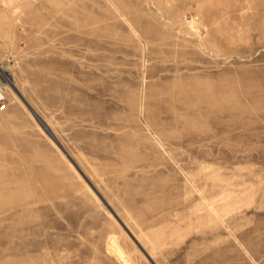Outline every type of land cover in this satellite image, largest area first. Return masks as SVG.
I'll return each mask as SVG.
<instances>
[{
	"label": "rangeland",
	"instance_id": "1",
	"mask_svg": "<svg viewBox=\"0 0 264 264\" xmlns=\"http://www.w3.org/2000/svg\"><path fill=\"white\" fill-rule=\"evenodd\" d=\"M0 72V264H264V0H0Z\"/></svg>",
	"mask_w": 264,
	"mask_h": 264
},
{
	"label": "built area",
	"instance_id": "2",
	"mask_svg": "<svg viewBox=\"0 0 264 264\" xmlns=\"http://www.w3.org/2000/svg\"><path fill=\"white\" fill-rule=\"evenodd\" d=\"M5 87L6 84L0 72V110L6 107L7 98L5 94Z\"/></svg>",
	"mask_w": 264,
	"mask_h": 264
},
{
	"label": "water",
	"instance_id": "3",
	"mask_svg": "<svg viewBox=\"0 0 264 264\" xmlns=\"http://www.w3.org/2000/svg\"><path fill=\"white\" fill-rule=\"evenodd\" d=\"M41 124V123H40ZM42 126V124H41ZM44 128V127H43ZM50 135V133H48ZM52 137V135H50ZM54 139V137H52ZM55 142L61 147V149L65 152V150L62 148V146L57 142L56 139H54ZM65 154L68 156V158L73 162V164L76 166L75 162L72 160V158L67 154V152H65ZM77 167V166H76ZM78 168V167H77ZM135 240V239H134Z\"/></svg>",
	"mask_w": 264,
	"mask_h": 264
},
{
	"label": "bare ground",
	"instance_id": "4",
	"mask_svg": "<svg viewBox=\"0 0 264 264\" xmlns=\"http://www.w3.org/2000/svg\"><path fill=\"white\" fill-rule=\"evenodd\" d=\"M2 75V74H1ZM3 77V76H2ZM4 79V78H3ZM4 81H5V79H4ZM40 123L42 124V126L44 127V130H46L48 133H50V135H51V132L49 131V129H48V127L43 123V122H41L40 121ZM23 187V186H22ZM16 189H18L19 188V185H17V187H15ZM4 192V191H3ZM6 192V191H5ZM16 197V196H15ZM5 200V199H4ZM3 200V201H4ZM6 201V200H5ZM2 202V201H1ZM1 206V205H0Z\"/></svg>",
	"mask_w": 264,
	"mask_h": 264
}]
</instances>
